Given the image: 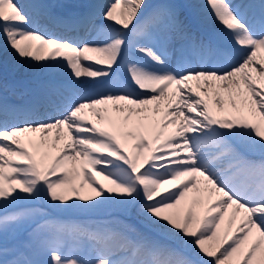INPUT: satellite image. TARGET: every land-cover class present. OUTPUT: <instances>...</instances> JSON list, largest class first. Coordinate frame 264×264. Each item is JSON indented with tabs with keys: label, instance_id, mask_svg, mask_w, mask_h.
Wrapping results in <instances>:
<instances>
[{
	"label": "snow or ice",
	"instance_id": "snow-or-ice-1",
	"mask_svg": "<svg viewBox=\"0 0 264 264\" xmlns=\"http://www.w3.org/2000/svg\"><path fill=\"white\" fill-rule=\"evenodd\" d=\"M36 7L0 0V36L68 78L27 108L0 102V264H264V0H204L215 43L172 4L111 0L99 43L32 27ZM45 196L58 211L138 205L165 239L20 208Z\"/></svg>",
	"mask_w": 264,
	"mask_h": 264
},
{
	"label": "rangeland",
	"instance_id": "rangeland-1",
	"mask_svg": "<svg viewBox=\"0 0 264 264\" xmlns=\"http://www.w3.org/2000/svg\"><path fill=\"white\" fill-rule=\"evenodd\" d=\"M93 0H29L28 3H39V5H43L46 7H36L31 8L34 18H35V25L36 27H40L39 29L41 31L46 32L48 35L53 36L50 32H54L53 29H50L48 26L50 22L47 20V14L43 12L45 9L48 12V15H53L52 11H56L59 7H74L79 9L83 3L86 4L87 2L89 4L92 3ZM150 1V2H149ZM202 1V2H201ZM111 0H103L104 6L109 4ZM184 4L189 5V8H187L189 11L193 9L194 7L199 5L201 6L204 2L203 0H183ZM232 2V0H231ZM147 4L151 5V7L148 9V12L152 11V8H155L159 4H172L175 5L173 0H148ZM41 8V9H40ZM200 9V7H199ZM102 10L98 9L95 10L97 13H95V16L93 17L95 24L99 23V25L107 26L111 22L105 20L102 16ZM44 15V16H43ZM181 17V15H179ZM47 22V24H46ZM93 22V20H92ZM93 22V23H94ZM203 22V21H202ZM92 23V26H93ZM201 23V22H200ZM45 24V25H44ZM204 28H213L218 27L216 23H208L204 21L201 23ZM208 24V25H207ZM98 27V26H97ZM216 33V28H213ZM91 28L87 30V35L90 38H94V40H97V42H101L100 36L98 37H91ZM101 35V34H100ZM1 37V36H0ZM102 37V36H101ZM216 38V36L214 35ZM87 40V37L81 38L78 41H85ZM173 42L178 43V41L173 40ZM0 67L3 68L7 75L4 76L3 72L0 70V102H5L7 104H14L15 107H18V104L20 101H25V99L33 98L34 92L37 91L40 85L47 84L48 82H45L44 80H39L38 78L34 77L33 71L27 66L22 65L18 59H16L14 56H7L4 54L3 46L0 43ZM20 76H27L28 78L19 79ZM28 90H31L33 92L30 93ZM16 121L10 120V123H14ZM54 135V133H53ZM126 144L125 151H129L132 147V144L134 141H126L124 142ZM153 147H158L157 144H153ZM158 154V153H156ZM71 167V166H70ZM100 167V166H98ZM162 171V169H161ZM97 179V177H96ZM201 180L197 179L201 183L198 185V187H203V178H200ZM101 183V182H100ZM107 185L106 187H108ZM175 190V189H174ZM93 193V192H92ZM92 193H88L85 190L81 192L82 195H94ZM166 194V193H162ZM194 193H189V196L186 198L187 200H190ZM217 197L214 196L213 199H216ZM99 199V198H98ZM72 200H75V197L73 196ZM185 202H182L181 207L185 205ZM72 201H69L71 203ZM49 203H51L47 197H42L38 201H34L31 203L23 202L20 205V208H29L38 212H44L48 214V217L51 219H60V220H67V221H73V222H81V223H97L102 222L104 220L110 219L112 217H118L122 220H125L126 222L135 225L137 228H139L142 232L148 235L156 236L158 239H165L162 235L157 234L154 232L150 226L147 225V223L144 221L143 216L140 214L139 206H133L128 209H122L118 205H105L98 209H93L91 211H83L80 209H73L69 211H58L56 209H52L49 207ZM76 203H92L91 201H76ZM64 206L61 205V208ZM11 211V210H10ZM231 209H229L228 214L225 215L224 222L221 224V231H224L227 229V220L229 217V214L231 213ZM240 217H237V223H239ZM233 234H235V225L232 229ZM162 236L161 238L159 236ZM171 243L172 241H166ZM174 244L177 247H180L178 244L174 242Z\"/></svg>",
	"mask_w": 264,
	"mask_h": 264
},
{
	"label": "bare ground",
	"instance_id": "bare-ground-1",
	"mask_svg": "<svg viewBox=\"0 0 264 264\" xmlns=\"http://www.w3.org/2000/svg\"><path fill=\"white\" fill-rule=\"evenodd\" d=\"M29 0H18L19 3L21 4H27V5H39V3H28ZM148 0H146L147 3ZM204 1V0H203ZM150 2V1H149ZM202 2V1H201ZM204 4V2L202 3V5ZM91 8H93V10L95 11L96 9H103L102 6H104L103 0H93L92 3H90ZM202 5L199 6L200 10L197 11L196 8L193 9V15L195 17V21H199L201 23H203L204 21L208 22V23H216V21L214 19H208L205 17L204 12H203V8ZM199 7H197L199 9ZM41 9V8H40ZM44 16V15H43ZM185 25L187 26L188 31L190 32L191 28H190V23L185 19V18H180ZM194 19V18H193ZM203 21V22H202ZM47 24V22H46ZM52 26H54V22L50 23ZM217 24V23H216ZM208 25V24H207ZM32 27H36V25L33 23L31 25ZM97 26L101 27L102 25H99V23H97L93 29L98 28ZM219 27V25H216ZM218 27H213V28H218ZM40 28V27H39ZM211 28V29H213ZM54 34V33H53ZM96 34H98V32H96ZM190 34H192V32H190ZM93 35V34H92ZM99 35V34H98ZM55 36L60 37V35L56 34ZM64 37V36H62ZM85 37H87V40H85L86 42H91L94 40V38H90L88 37V35H86ZM92 37V36H91ZM65 38V37H64ZM97 42V40H95ZM0 43L3 46V51L4 54H6L7 56H11V57H15L16 59H18V61L22 64V65H26L27 68L31 69L33 71V73L36 76H46L48 78H52L57 82H62L64 80H66L68 78L67 76V69L64 70H53V69H45V68H41V63H45V62H36V61H32L30 59L27 58H20L13 49H11L6 41L4 40L3 36L0 37ZM38 43V42H37ZM99 43V42H98ZM178 47V43L175 42H171L169 44V52L173 54V56H175V51L174 49ZM174 63V60H173ZM109 108H111V105L108 106ZM91 118V117H90ZM200 178L203 177H197V179L201 180ZM97 180H99L101 182V184H104L105 186H107V181L103 180L102 177H97ZM203 182V181H202ZM88 193H92L91 189L88 188L87 186H85V188L83 189ZM94 194V193H92ZM95 195V194H94Z\"/></svg>",
	"mask_w": 264,
	"mask_h": 264
}]
</instances>
